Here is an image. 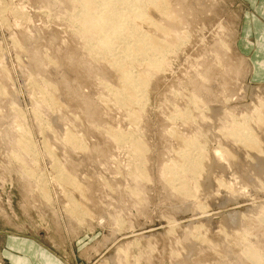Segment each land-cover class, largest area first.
Masks as SVG:
<instances>
[{
  "label": "rangeland",
  "instance_id": "obj_1",
  "mask_svg": "<svg viewBox=\"0 0 264 264\" xmlns=\"http://www.w3.org/2000/svg\"><path fill=\"white\" fill-rule=\"evenodd\" d=\"M168 2L185 39L131 122L108 92L116 77L77 36L72 6L0 0V264H255L242 238L264 257V55L250 25L261 0ZM233 118L252 128L256 148L229 135ZM173 128L205 151L195 198L161 179L178 146ZM111 130L140 137L147 176L135 177L141 159ZM58 171L74 185L58 184Z\"/></svg>",
  "mask_w": 264,
  "mask_h": 264
},
{
  "label": "bare ground",
  "instance_id": "obj_2",
  "mask_svg": "<svg viewBox=\"0 0 264 264\" xmlns=\"http://www.w3.org/2000/svg\"><path fill=\"white\" fill-rule=\"evenodd\" d=\"M63 1L67 6L73 7L74 15L70 22L74 25L77 36H80L79 38L85 41V50L92 58L102 63L109 70V76H114L113 78L116 77L117 79L118 84L116 87L107 86L108 92L117 99V103L122 104L126 108L125 111L129 120L137 122V111L140 110L141 112L142 107H145L144 105L148 101L147 90L151 78L163 69L166 56L173 51L171 48L179 45V41L185 39L184 35L181 36L177 31L181 28H179L180 23H177L178 18L174 14L175 11L169 10L168 0ZM2 13H5V10H2ZM16 14L18 17H22L20 11H17ZM0 94H3L1 88ZM41 97L48 107L57 106L48 94L43 93ZM137 107L139 108L137 109ZM262 110H264V105L260 108V111ZM260 111L257 114V118L264 122L263 114ZM36 114L38 115L37 112ZM176 118L187 119L189 117L188 114H179ZM176 118L174 117L171 120L173 124L178 120ZM233 119L232 128L234 129L229 135L240 145L243 144L247 148H256L258 141L255 133L251 130L252 128L250 129L247 124L241 125L235 118ZM178 131L176 132L174 128L172 129L171 136L178 146L172 153L175 156L174 160H172L171 164L162 168L161 179L176 194L186 198H195L196 194L190 186L197 182V178L203 171L205 151L198 146V140L187 139ZM109 135L116 145L129 144L135 148L134 155L140 158L141 161L138 163L139 165L137 164V173L134 175L137 178L147 176L145 173L146 159H142L143 147L140 137H133L113 130L109 132ZM23 137L24 140L21 142V146L25 154L27 153L31 156V154H34L32 152L34 145L32 139H28L26 136ZM73 142L75 146L83 148L79 141ZM30 170L28 169V174L26 175L30 178L35 177V172ZM44 179L41 182V190L42 194L47 196L49 190ZM70 181L71 179L68 176L58 171L56 178L58 184L63 187L64 184L74 185L73 181ZM63 191L62 193L65 194L66 191ZM64 197L70 200L71 209L79 206L76 202H73L71 195L66 194ZM81 213L83 212L81 211ZM81 213L80 215H82ZM241 241L243 242L245 258L255 264H264L262 254L255 247L249 245L244 238Z\"/></svg>",
  "mask_w": 264,
  "mask_h": 264
},
{
  "label": "crops",
  "instance_id": "obj_3",
  "mask_svg": "<svg viewBox=\"0 0 264 264\" xmlns=\"http://www.w3.org/2000/svg\"><path fill=\"white\" fill-rule=\"evenodd\" d=\"M259 15L262 17L260 18H253V20L250 21V25L252 27V33L253 35H256L258 47H255L256 54L264 55V0H261L260 2V8L258 9Z\"/></svg>",
  "mask_w": 264,
  "mask_h": 264
}]
</instances>
